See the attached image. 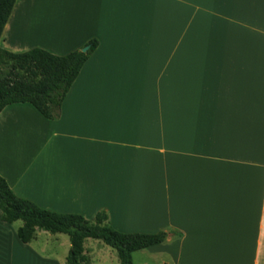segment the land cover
<instances>
[{
  "label": "crops",
  "instance_id": "1",
  "mask_svg": "<svg viewBox=\"0 0 264 264\" xmlns=\"http://www.w3.org/2000/svg\"><path fill=\"white\" fill-rule=\"evenodd\" d=\"M49 2L17 0L0 47L99 46L58 120L28 104L0 114L13 192L90 221L106 212L122 233H168L144 250L155 264H264V0ZM14 225L0 212V254L48 263Z\"/></svg>",
  "mask_w": 264,
  "mask_h": 264
},
{
  "label": "trees",
  "instance_id": "2",
  "mask_svg": "<svg viewBox=\"0 0 264 264\" xmlns=\"http://www.w3.org/2000/svg\"><path fill=\"white\" fill-rule=\"evenodd\" d=\"M17 0H0V42ZM88 52L74 51L65 56L35 48L25 53H11L0 47V114L9 106L28 104L47 120L61 117L63 102L92 53L99 46L90 41ZM0 212L2 221L14 225L22 244L36 240L38 231L67 235L71 250L66 264H84L85 244L89 239L102 241L117 251L121 264H134L133 254L164 244L169 234L122 233L109 223L106 212L94 220L79 214H63L40 208L19 198L9 182L0 175Z\"/></svg>",
  "mask_w": 264,
  "mask_h": 264
},
{
  "label": "rangeland",
  "instance_id": "3",
  "mask_svg": "<svg viewBox=\"0 0 264 264\" xmlns=\"http://www.w3.org/2000/svg\"><path fill=\"white\" fill-rule=\"evenodd\" d=\"M43 4L47 0H42ZM73 4V0H50L53 7L63 6L64 3ZM69 3V4H70ZM77 5H80L79 3ZM4 67H0L3 69ZM16 228L23 226V222H17ZM36 240L32 242L31 248L40 258L47 259L46 264H66L71 250L70 239L67 235H53L45 231H39ZM60 240L57 241L56 239ZM85 244L86 261L84 264H121L117 251L107 246L102 241L89 239ZM134 264H155L149 251H139L133 254ZM0 264H45L41 259L33 256L30 252L18 249L14 254H0Z\"/></svg>",
  "mask_w": 264,
  "mask_h": 264
},
{
  "label": "water",
  "instance_id": "4",
  "mask_svg": "<svg viewBox=\"0 0 264 264\" xmlns=\"http://www.w3.org/2000/svg\"><path fill=\"white\" fill-rule=\"evenodd\" d=\"M89 49H90V46H86V47L83 48L81 51H82L83 53H86V52H88Z\"/></svg>",
  "mask_w": 264,
  "mask_h": 264
}]
</instances>
